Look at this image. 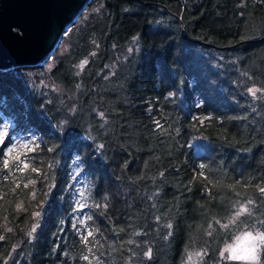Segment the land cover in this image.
Returning a JSON list of instances; mask_svg holds the SVG:
<instances>
[{
  "label": "trees",
  "instance_id": "16d2710c",
  "mask_svg": "<svg viewBox=\"0 0 264 264\" xmlns=\"http://www.w3.org/2000/svg\"><path fill=\"white\" fill-rule=\"evenodd\" d=\"M68 35L0 70V264H244L221 253L264 231V0H91Z\"/></svg>",
  "mask_w": 264,
  "mask_h": 264
},
{
  "label": "water",
  "instance_id": "95a60500",
  "mask_svg": "<svg viewBox=\"0 0 264 264\" xmlns=\"http://www.w3.org/2000/svg\"><path fill=\"white\" fill-rule=\"evenodd\" d=\"M91 0H0V70L37 66Z\"/></svg>",
  "mask_w": 264,
  "mask_h": 264
},
{
  "label": "snow or ice",
  "instance_id": "6c2138e0",
  "mask_svg": "<svg viewBox=\"0 0 264 264\" xmlns=\"http://www.w3.org/2000/svg\"><path fill=\"white\" fill-rule=\"evenodd\" d=\"M251 93L253 95H255L257 89H250ZM4 141V136L3 134H0V144H2ZM21 147L23 148H27L28 145H21ZM51 150V149H50ZM16 151L15 148L9 149L8 153H6V155H11L12 152ZM9 165V161L7 159L4 160V166L5 168H7ZM24 167H28V165L26 163H24ZM201 167H204L203 165H201ZM33 171H36L35 169H33ZM205 179H207V177H205ZM25 187H27V185H25ZM259 191L264 194V188H260ZM248 203H252L251 200L248 201ZM249 214L248 209L246 206H241L240 209L236 212V214L234 216H232L228 223H221L219 220L216 221L217 224L220 225L221 228L224 229H228L230 225H235L237 220L239 219V217L241 215L244 214ZM37 215H39V213H37ZM261 223H264V221H262ZM169 227H171V225H169ZM35 230V227H33V231ZM92 233L89 232L88 236H91ZM209 235H211V232L209 233ZM85 243H87V238H85ZM262 246H264V231H259L257 230L255 232V234H253L252 231H245L242 232L241 235H239L236 238V241L234 244H229L228 246H226V248L224 249V252H228L229 253V259H233V260H245V261H256L257 260V250L259 248H261ZM146 255L150 256L151 253L150 251L148 253H146ZM191 255L189 254V259H191ZM196 255H201V253H197ZM224 253H221V256L223 257ZM84 259H88V257H84Z\"/></svg>",
  "mask_w": 264,
  "mask_h": 264
},
{
  "label": "rangeland",
  "instance_id": "374dc122",
  "mask_svg": "<svg viewBox=\"0 0 264 264\" xmlns=\"http://www.w3.org/2000/svg\"><path fill=\"white\" fill-rule=\"evenodd\" d=\"M77 20V19H76ZM68 33L69 34V28L63 33V34H66ZM63 36V35H62ZM70 35H68V38L64 39L61 37L57 47L55 48V50H58L61 52V53H65V52H68L69 51V48H70V44H69V40H70ZM61 41H63V43H61ZM55 50L53 51V53L51 55H49L48 58L52 57V55L54 54ZM47 58V59H48ZM46 59V60H47ZM47 62V66H46V70H50L52 68V66L55 64V61L54 59H50L49 61H45ZM85 61H80L78 63V66L79 68H81L83 65H84ZM31 83H33V85H35L38 89H42V90H45L46 92H61V88L55 86V84L51 83L49 78L47 77L46 74H38V75H34L31 77ZM5 133H6V127L5 125H0V134H3L4 138H5ZM27 143V139H21L19 140V143L16 144L14 146V148L16 149V151H14L13 153H11L10 157L9 158H16L19 160V156L21 154V152L24 150L23 147H21V145H25ZM245 231H249V230H245ZM243 231V232H245ZM253 232V234H255V232L257 230H250ZM242 233V232H241ZM238 234L232 242L228 243L226 246H228L229 244H234L235 241H236V238L241 235ZM226 246L223 248L222 252L224 253L223 255V258L224 259H229V253L228 252H224V249L226 248ZM262 249H263V246L261 248H259L257 250V260L256 261H245V260H236V261H239L241 263H244V264H261V253H262ZM197 253H201V255H196ZM189 254H192L191 255V259H189ZM203 251L200 250V251H195V249H190L188 251V255H187V258L184 262V264H202V261H203ZM229 260H233V259H229Z\"/></svg>",
  "mask_w": 264,
  "mask_h": 264
}]
</instances>
